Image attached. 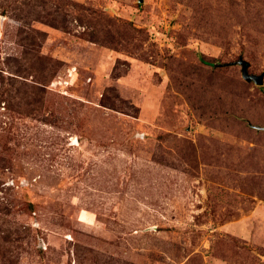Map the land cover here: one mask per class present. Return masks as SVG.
<instances>
[{
  "label": "rangeland",
  "instance_id": "obj_1",
  "mask_svg": "<svg viewBox=\"0 0 264 264\" xmlns=\"http://www.w3.org/2000/svg\"><path fill=\"white\" fill-rule=\"evenodd\" d=\"M240 58L264 0H0V264H264Z\"/></svg>",
  "mask_w": 264,
  "mask_h": 264
},
{
  "label": "water",
  "instance_id": "obj_2",
  "mask_svg": "<svg viewBox=\"0 0 264 264\" xmlns=\"http://www.w3.org/2000/svg\"><path fill=\"white\" fill-rule=\"evenodd\" d=\"M143 0H139V2H142ZM235 64H238L241 66V73L243 79H245L248 82H254L257 85H262L264 80V75H256V74H250L249 73V64L247 61H245L243 58H240ZM255 129L259 131H264V127L262 126H253Z\"/></svg>",
  "mask_w": 264,
  "mask_h": 264
},
{
  "label": "trees",
  "instance_id": "obj_3",
  "mask_svg": "<svg viewBox=\"0 0 264 264\" xmlns=\"http://www.w3.org/2000/svg\"><path fill=\"white\" fill-rule=\"evenodd\" d=\"M54 21H56V19H54Z\"/></svg>",
  "mask_w": 264,
  "mask_h": 264
}]
</instances>
